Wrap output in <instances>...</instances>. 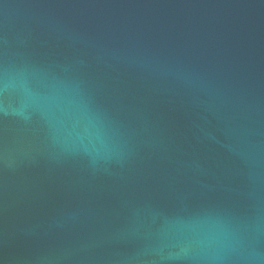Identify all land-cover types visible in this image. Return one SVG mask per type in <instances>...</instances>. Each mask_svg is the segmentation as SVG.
I'll list each match as a JSON object with an SVG mask.
<instances>
[{
	"label": "water",
	"instance_id": "95a60500",
	"mask_svg": "<svg viewBox=\"0 0 264 264\" xmlns=\"http://www.w3.org/2000/svg\"><path fill=\"white\" fill-rule=\"evenodd\" d=\"M0 264H264V0H0Z\"/></svg>",
	"mask_w": 264,
	"mask_h": 264
}]
</instances>
